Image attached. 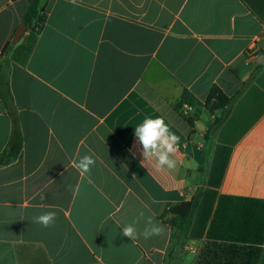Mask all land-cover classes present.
<instances>
[{
    "label": "crops",
    "instance_id": "0c3cea01",
    "mask_svg": "<svg viewBox=\"0 0 264 264\" xmlns=\"http://www.w3.org/2000/svg\"><path fill=\"white\" fill-rule=\"evenodd\" d=\"M27 9L0 0V156L22 142L0 166V264H166L162 216L194 200L180 264H264V0H41L40 30ZM214 89L230 106H206ZM156 116L180 137L171 170L136 148ZM149 217L163 235H122Z\"/></svg>",
    "mask_w": 264,
    "mask_h": 264
},
{
    "label": "clouds",
    "instance_id": "9594fccd",
    "mask_svg": "<svg viewBox=\"0 0 264 264\" xmlns=\"http://www.w3.org/2000/svg\"><path fill=\"white\" fill-rule=\"evenodd\" d=\"M71 2H74V0H71ZM134 136L136 138L137 151L142 158V164L155 161L157 170H171L177 166V161L173 157L178 151L180 137L165 122L163 116L145 118L142 123L134 128ZM95 164L96 160L92 155H84L74 162V167L81 176H87L90 175ZM139 216L143 217L144 213L140 212ZM55 219L56 212L48 211L34 217L33 222L47 228L54 224ZM136 225L137 222L134 221L123 226L122 235L134 241L139 236L144 239H150L153 236H161L166 231L163 225L155 222L151 217L146 220L142 232H138Z\"/></svg>",
    "mask_w": 264,
    "mask_h": 264
},
{
    "label": "trees",
    "instance_id": "16d2710c",
    "mask_svg": "<svg viewBox=\"0 0 264 264\" xmlns=\"http://www.w3.org/2000/svg\"><path fill=\"white\" fill-rule=\"evenodd\" d=\"M27 2L28 9L24 16V23L26 25H31L34 23L35 28L40 30L46 21V15L40 13L41 0H27ZM231 102V98H228L227 96L221 94L219 90L214 89L206 102V106L211 111H214L215 109L226 108L230 106ZM195 103V98L190 93L186 92L183 95L178 109L179 111H181L185 104L189 106H195ZM190 123L193 125L192 120H190ZM218 123L219 121H216L213 127H215ZM21 147V136L19 133V129L16 126L10 145L0 156V166L7 165L13 162L19 154ZM196 205V200L183 203L179 206L167 210L162 216V219L167 221L172 227L171 246L167 254L166 264H180L182 259V249L185 246V238L191 226L192 217Z\"/></svg>",
    "mask_w": 264,
    "mask_h": 264
},
{
    "label": "water",
    "instance_id": "95a60500",
    "mask_svg": "<svg viewBox=\"0 0 264 264\" xmlns=\"http://www.w3.org/2000/svg\"><path fill=\"white\" fill-rule=\"evenodd\" d=\"M22 27H23L24 30L20 29V30L17 31V33L15 35V38H14V41H19L21 36L23 35L26 27L25 26H22Z\"/></svg>",
    "mask_w": 264,
    "mask_h": 264
},
{
    "label": "built area",
    "instance_id": "2783aa9c",
    "mask_svg": "<svg viewBox=\"0 0 264 264\" xmlns=\"http://www.w3.org/2000/svg\"><path fill=\"white\" fill-rule=\"evenodd\" d=\"M171 209V208H168V210Z\"/></svg>",
    "mask_w": 264,
    "mask_h": 264
}]
</instances>
